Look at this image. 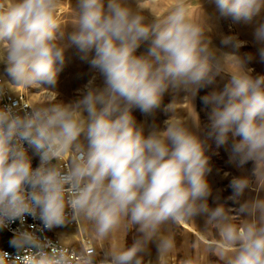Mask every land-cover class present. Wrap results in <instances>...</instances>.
Segmentation results:
<instances>
[{
	"label": "clouds",
	"instance_id": "clouds-1",
	"mask_svg": "<svg viewBox=\"0 0 264 264\" xmlns=\"http://www.w3.org/2000/svg\"><path fill=\"white\" fill-rule=\"evenodd\" d=\"M213 2L234 22L251 23L264 13V0ZM60 3L0 0V62L8 76L0 80V98L21 85L55 89L73 45L102 79L97 84L93 75L74 101L0 107V228L23 223L26 215L43 224L15 234L12 243L25 253L16 258L19 264H72L60 243L64 235L56 242L43 235L69 220L88 221L100 240L121 225L139 233L131 246L106 248L101 264H145L152 242L162 260L174 247L169 226L198 214L219 229L220 239L210 250L226 264H264V198L243 200L235 215L223 204L210 208L209 157L187 118L168 119L146 135L133 116L134 108L143 113L158 108L169 88L194 93L228 74L222 90L203 98L212 105L210 134L218 145L231 134L240 163L254 162L256 182L264 176V74L253 75L246 67L252 55L212 46L203 0L196 16L189 0H176L163 17L146 13L141 0H76L71 32L56 15ZM254 37L264 44V21L257 23ZM144 42L147 52L137 55ZM222 43L234 49L244 44L235 35ZM259 51L264 60V47ZM229 60L235 71L227 70ZM25 144L39 157L35 168ZM69 153L65 165L61 158ZM231 183L237 198L246 189H264L254 188L249 177ZM0 264H8V253L0 252ZM79 264H97L96 256L81 253Z\"/></svg>",
	"mask_w": 264,
	"mask_h": 264
},
{
	"label": "rangeland",
	"instance_id": "rangeland-1",
	"mask_svg": "<svg viewBox=\"0 0 264 264\" xmlns=\"http://www.w3.org/2000/svg\"><path fill=\"white\" fill-rule=\"evenodd\" d=\"M176 0H141V6L146 13H152L157 17L165 16L175 5ZM75 7L76 0H61L58 5L56 15L60 19L64 30L71 32L75 15L72 7ZM200 0H189V12L196 16L199 13ZM203 9L208 17V24L211 31L206 33L211 38L212 46L224 52L235 51L237 55L246 57L251 54L253 59L247 61L246 67L253 69V75L264 74V60L260 57V49L264 44L256 41L254 29L257 23L264 21V13L251 23L234 22L231 17L221 16L213 0H203ZM235 35L244 42L239 49H234L231 44L225 45L222 40L225 36ZM149 42L141 44L137 49V55L147 52ZM94 54V53H93ZM91 58V54L90 57ZM236 65L227 63L228 71H235ZM6 65L0 62V80H7ZM93 75H97V84H102V79L90 67L86 60L81 59V54L73 45L66 51L65 64L58 74V82L55 89L34 85L32 87L15 86L13 89H20L26 93L35 106H43L58 103L59 101L70 102L79 98L78 90L81 89ZM230 77L226 73L216 76L215 82L204 86L194 93L184 90L176 91L171 88L167 90L161 99L160 106L151 113H143L138 108L133 109V116L137 124H143L145 134L153 127L163 128L164 122L177 121L187 118V125L196 132L205 145V154L209 157L210 171L206 174V179L211 188V195L207 198L210 208H215L223 204L226 208L233 209V215L239 208V203L243 200L264 198V189L258 193L252 189H246L241 197H236L232 187L234 178L249 177L254 188H264V176L258 177L255 182L253 175L254 162L248 161L241 164L238 157L232 151L233 138L229 134L226 144L218 145L214 136L210 134L209 116L212 105L204 102V97L213 91L222 90L228 83ZM170 105L171 111H168ZM196 120L200 127H196ZM238 139V138H237ZM237 222L238 219L233 217ZM173 240L174 247L170 253L159 260V253L155 242L150 243V252L145 256V264H185L189 259L194 264H226V258H222L219 253L210 250V246L220 239V231L214 225H206V216L198 214L194 220L179 222L170 225L168 228ZM64 237L61 239L66 244L77 246L80 238H88L93 245L94 255L97 264H101L103 251L112 246H131L139 233L135 228L129 230L121 225L120 228L106 240L97 239L93 233L92 225L81 220L74 226L64 230ZM0 239L13 241L14 236L7 234L0 229Z\"/></svg>",
	"mask_w": 264,
	"mask_h": 264
},
{
	"label": "built area",
	"instance_id": "built-area-1",
	"mask_svg": "<svg viewBox=\"0 0 264 264\" xmlns=\"http://www.w3.org/2000/svg\"><path fill=\"white\" fill-rule=\"evenodd\" d=\"M6 105H15L17 108H31L35 106L26 95V93L17 88L13 89V93L10 91L6 92V94L2 98H0V107H4ZM24 147L28 150L29 156L32 157L33 168L37 167L40 162L39 157L27 144H25ZM71 155L72 154L69 153L67 156L62 157L61 162L65 165L69 163ZM76 225L77 223L75 221L69 220L67 223L61 226L53 227L51 230L45 229L43 235L49 238L51 241L56 242L58 238L63 234L64 230ZM29 226H33L34 230L43 228V224L38 217L26 215L23 218V223L17 220L15 222L8 223L7 226L0 229H3L7 234L15 236L17 231L26 229ZM60 243L63 245L64 250L69 253L72 264H79L81 253H86L89 255H92L94 253L93 245L91 243V240L88 238H80L79 244L77 246L66 244L62 240L60 241ZM0 252L8 253V264H19L16 258L18 256L23 257L25 255L24 251L18 249L16 246H14L13 248H5L0 245ZM25 259H27V257Z\"/></svg>",
	"mask_w": 264,
	"mask_h": 264
},
{
	"label": "trees",
	"instance_id": "trees-1",
	"mask_svg": "<svg viewBox=\"0 0 264 264\" xmlns=\"http://www.w3.org/2000/svg\"><path fill=\"white\" fill-rule=\"evenodd\" d=\"M12 242L10 240L0 239V245L5 248H13L14 244Z\"/></svg>",
	"mask_w": 264,
	"mask_h": 264
}]
</instances>
